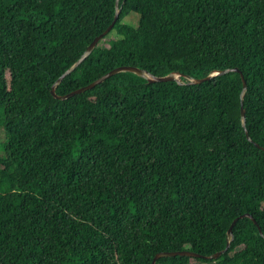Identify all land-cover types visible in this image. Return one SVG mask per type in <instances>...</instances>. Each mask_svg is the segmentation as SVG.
<instances>
[{"label":"trees","instance_id":"trees-1","mask_svg":"<svg viewBox=\"0 0 264 264\" xmlns=\"http://www.w3.org/2000/svg\"><path fill=\"white\" fill-rule=\"evenodd\" d=\"M120 6L58 95L120 66L240 72H123L59 100L116 0H0V264H264V0Z\"/></svg>","mask_w":264,"mask_h":264},{"label":"water","instance_id":"water-1","mask_svg":"<svg viewBox=\"0 0 264 264\" xmlns=\"http://www.w3.org/2000/svg\"><path fill=\"white\" fill-rule=\"evenodd\" d=\"M121 12H122V8L120 6V0H116V15H115V19H114L113 23L106 29V31L104 33H102L101 35H99L98 37H96L94 39V41L88 46V48L86 49L84 54L81 56V58L70 69H68L53 84L51 92H52V95L56 99L67 100L68 98H71V97H73L75 95H79V94L85 93L88 90H92L96 86L101 85L107 79H109V78H111V77H113V76H115V75H117L119 73H123V72L134 73V74L138 75L139 77H142V78L146 79L150 83L176 81L179 84H184V83L185 84H201V83H203L205 81L211 80L216 75H224V74H227V73H230V72H240V70L238 68L226 69V70L217 71V72H215V73H213V74H211V75H209V76H207L205 78H194V77H191V76H188V75H183L182 73H179V72H173V73H170V74H168L166 76H156V75H154L153 73H151L148 70L141 69V68H138V67H135V66H120V67H117V68L113 69L112 71L108 72L107 74L103 75L99 79L95 80L93 83H91V84H89V85H87V86H85L83 88L77 89V90H75V91H73L71 93H68L66 95H58L57 94L58 86L64 81V79L69 74H71L78 66H80L92 54V52L99 45V43L102 42L111 33V31L113 30L116 22L120 18ZM182 77L186 78L187 82H182L181 81ZM241 77H242V80H243V91H242V94H241V98L243 99L244 96H245V93L247 91L248 86H247V81L245 80V77H244L243 74H241ZM241 115H242L243 126L246 129V111H245L243 106H242ZM246 134H247L248 139L250 141H252L247 129H246ZM256 146L260 147L258 144H256ZM262 149H264V147H262ZM242 218H249V219L253 220L257 224L256 220L254 219V217L251 214L246 213L244 215L239 216L238 218H236L233 221V223H232V225H231V227H230V229L228 231L229 243H228L226 249L221 251V252H218V253H216V254H214L212 256H207L206 258H208V259H217V258L221 257L229 249V247L231 245V242L234 239L233 229H234L235 225L237 224V222L240 219H242ZM258 227L260 229L259 225H258ZM260 234L263 235V232H262L261 229H260ZM176 256L201 257L202 255H199V254L191 252V251H164V252L158 253L154 257L152 264H157V261L159 259H161V258L176 257Z\"/></svg>","mask_w":264,"mask_h":264},{"label":"rangeland","instance_id":"rangeland-1","mask_svg":"<svg viewBox=\"0 0 264 264\" xmlns=\"http://www.w3.org/2000/svg\"><path fill=\"white\" fill-rule=\"evenodd\" d=\"M139 20H140L139 14L135 12H131L125 17L123 23L137 27L139 25ZM116 37H117L116 32H112L109 36H107V39L116 38Z\"/></svg>","mask_w":264,"mask_h":264}]
</instances>
